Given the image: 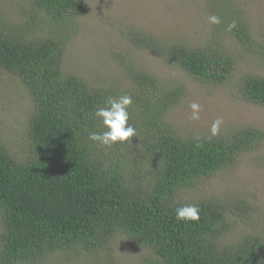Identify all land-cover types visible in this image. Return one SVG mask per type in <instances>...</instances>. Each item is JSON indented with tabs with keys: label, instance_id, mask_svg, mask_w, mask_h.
Instances as JSON below:
<instances>
[{
	"label": "trees",
	"instance_id": "1",
	"mask_svg": "<svg viewBox=\"0 0 264 264\" xmlns=\"http://www.w3.org/2000/svg\"><path fill=\"white\" fill-rule=\"evenodd\" d=\"M84 11V0H29L27 20L0 27V69L17 77L34 102L25 161L0 140V264H40L65 249L106 251L116 235L147 251L142 264H264V240L256 235L223 241L234 232L233 220L255 221L251 203L234 195L177 198L233 167L239 153L257 146L260 132L179 138L165 121L183 97L179 87L164 88L128 67L133 89L123 92L127 103L120 106L110 88L64 75V41L35 32ZM233 32L248 42L243 23ZM133 42L199 82H224L233 63L144 35ZM239 88L244 100L264 107L263 77L246 76Z\"/></svg>",
	"mask_w": 264,
	"mask_h": 264
},
{
	"label": "rangeland",
	"instance_id": "2",
	"mask_svg": "<svg viewBox=\"0 0 264 264\" xmlns=\"http://www.w3.org/2000/svg\"><path fill=\"white\" fill-rule=\"evenodd\" d=\"M28 3L0 0V27H15L27 20ZM84 4L80 17L61 24L44 21L35 32L64 41V75H74L102 90L110 88L120 94L114 97L120 106L127 103L123 92L133 89L128 67L150 74L164 88L179 87L183 97L165 115L179 138L219 137L246 128L260 132L257 146L239 153L233 167L201 179L195 188L180 191L177 198L186 202L214 195L243 198L256 207L255 221L242 225L233 220L234 232L223 241L234 244L249 232L264 240V107L247 102L239 91L244 77L264 78V0H84ZM237 22L247 28L251 46L234 36ZM141 35L206 54L220 53L233 62L226 69L229 74L222 83L194 80L156 52L137 46L133 36ZM20 82L0 69V140L13 156L25 161L27 119L34 113V102ZM136 142L133 136L130 145L135 147ZM151 169L152 164L148 172ZM146 254L116 235L106 251L65 249L40 264H142Z\"/></svg>",
	"mask_w": 264,
	"mask_h": 264
}]
</instances>
